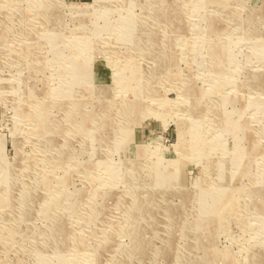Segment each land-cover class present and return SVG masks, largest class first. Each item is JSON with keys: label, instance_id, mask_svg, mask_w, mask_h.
I'll use <instances>...</instances> for the list:
<instances>
[{"label": "rangeland", "instance_id": "rangeland-1", "mask_svg": "<svg viewBox=\"0 0 264 264\" xmlns=\"http://www.w3.org/2000/svg\"><path fill=\"white\" fill-rule=\"evenodd\" d=\"M0 264H264V0H0Z\"/></svg>", "mask_w": 264, "mask_h": 264}, {"label": "bare ground", "instance_id": "bare-ground-1", "mask_svg": "<svg viewBox=\"0 0 264 264\" xmlns=\"http://www.w3.org/2000/svg\"><path fill=\"white\" fill-rule=\"evenodd\" d=\"M21 161V160H20Z\"/></svg>", "mask_w": 264, "mask_h": 264}]
</instances>
